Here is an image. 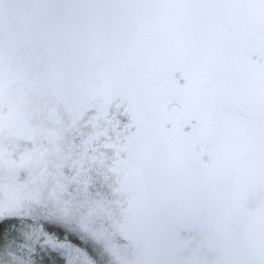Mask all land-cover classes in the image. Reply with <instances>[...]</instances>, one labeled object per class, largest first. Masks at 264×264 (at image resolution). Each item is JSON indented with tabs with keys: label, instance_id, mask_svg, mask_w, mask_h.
Wrapping results in <instances>:
<instances>
[{
	"label": "snow or ice",
	"instance_id": "obj_1",
	"mask_svg": "<svg viewBox=\"0 0 264 264\" xmlns=\"http://www.w3.org/2000/svg\"><path fill=\"white\" fill-rule=\"evenodd\" d=\"M0 264H264V0H0Z\"/></svg>",
	"mask_w": 264,
	"mask_h": 264
}]
</instances>
